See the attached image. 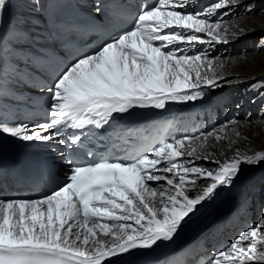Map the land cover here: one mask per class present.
<instances>
[{
  "label": "snow or ice",
  "instance_id": "snow-or-ice-1",
  "mask_svg": "<svg viewBox=\"0 0 264 264\" xmlns=\"http://www.w3.org/2000/svg\"><path fill=\"white\" fill-rule=\"evenodd\" d=\"M31 2L37 10L44 7L42 0ZM240 2L211 0L198 11L189 10L196 0L139 5L129 29L71 61L47 85V123L30 129L0 121V134L56 141L72 149L88 125L102 129L114 114L137 108L165 110L170 102L201 99L203 88L220 86L225 62L198 45L228 44L247 33L240 23L223 19ZM8 4L0 0V64L4 53L17 55L19 41L43 39L16 26L5 32ZM32 59L39 63V53ZM231 123L232 135L239 139L237 122ZM69 128L81 130L70 142L65 139ZM227 129L222 125L199 134L162 137L150 152L139 151L128 160L81 163L66 157L65 178L50 193L0 197V264H117L133 250L172 241L199 206L232 185L242 165L264 162V151L232 150L236 140ZM224 140L232 155L221 151L220 159L214 149ZM201 160L216 167L198 166L195 162ZM206 264H264V218Z\"/></svg>",
  "mask_w": 264,
  "mask_h": 264
},
{
  "label": "bare ground",
  "instance_id": "bare-ground-1",
  "mask_svg": "<svg viewBox=\"0 0 264 264\" xmlns=\"http://www.w3.org/2000/svg\"><path fill=\"white\" fill-rule=\"evenodd\" d=\"M78 2L83 8H93L91 0H78ZM210 2L211 0H196V4L189 10L198 11ZM42 3L45 7L46 0H42ZM249 6L251 12L246 11ZM44 7L43 9H45ZM41 10L33 7L31 0H9L8 10L3 18V29L7 32L10 26H16L25 32L43 37V39L34 40L38 44H47L49 43V33L44 24ZM263 14L264 0H241L240 4L233 9V14L230 17L237 16V22L248 30L247 33L228 44L198 45L200 49H208L211 58L217 56L225 62L222 69L225 78L219 81V87L210 89L211 97L205 102L193 103V105H191L193 101L186 102L187 106L177 108L179 110L176 116L179 125L177 136L185 133L191 135L190 127L198 121L202 124L200 132L228 125L229 137L236 140V143L230 146L232 150L239 148L241 152L248 154L264 151V95H261L264 89L260 88V85L264 84V69L261 68L264 59V24L258 23L259 17ZM36 51V47L32 46L31 42L28 43L23 39L17 44V55L13 56L8 53L9 61L5 59L4 63L0 64V113L14 112L13 114L18 116L20 110L16 108V104L21 103L22 100L16 98L18 93L14 91L30 92V88L24 85L23 78L26 74L36 73L31 66V55ZM16 56L21 59L19 65L12 63ZM11 68H14L15 71H11ZM15 72H18L22 83L13 74ZM253 85L256 87L254 88ZM7 102H12L14 105L9 106ZM0 121L9 126L24 124L22 122L14 124L9 117L4 120L0 119ZM231 122H237L235 127L241 133L239 139L228 131ZM28 126L30 129L36 128ZM0 142L6 143L13 149L27 148L34 152L49 150L48 142L24 141L7 134H0ZM214 151L220 159L224 158L220 156L221 151L228 156L232 155V151H229L228 140L222 141L221 146ZM195 163L206 168L216 167L214 163L204 160ZM234 181L243 186L241 192L231 186L219 189L214 198L199 206V211L187 220L178 231L179 237H184L187 229L200 230L195 235L193 242L187 246L190 255H214L220 246L222 248L226 246L237 221L241 229L243 226L251 227L254 224V210L259 204L258 202L264 200V162L254 166L242 165L240 174ZM228 188H231L230 192H226ZM222 194H225V198L219 202ZM218 203L220 206L213 213V217H216L204 228L208 223V218H202V215ZM250 214H252L251 220L249 219ZM210 249L213 253H208ZM191 263L196 264L195 261H191Z\"/></svg>",
  "mask_w": 264,
  "mask_h": 264
},
{
  "label": "rangeland",
  "instance_id": "rangeland-1",
  "mask_svg": "<svg viewBox=\"0 0 264 264\" xmlns=\"http://www.w3.org/2000/svg\"><path fill=\"white\" fill-rule=\"evenodd\" d=\"M80 1V0H79ZM83 1V0H82ZM86 1H88V0H86ZM237 17V16H236ZM236 17H230V16H227V17H224L223 19H224V21L225 22H227V21H236L237 22V20H236ZM259 24H264V14L263 15H261V17H259ZM247 25H249V24H247ZM25 41L26 42H28V43H30L31 42V45L33 46V43H35L36 41H34V40H31V39H25ZM30 41V42H29ZM6 55V58H7V60H8V57H9V54L8 53H6L5 54ZM217 57V56H216ZM9 61V60H8ZM21 61V59L19 58V57H17L16 56V59L12 62L13 64L14 63H19ZM15 65V64H14ZM19 65V64H18ZM261 68H263L264 69V59H263V61H262V67ZM16 77H18V79H19V81L21 82V80H20V77H19V75H18V72H15V73H13ZM22 83V82H21ZM3 89H5V88H3ZM6 90V89H5ZM7 91V90H6ZM14 92H16V93H19V92H17V91H14ZM6 94V93H5ZM8 95V94H7ZM11 97V96H10ZM14 99V98H13ZM16 102V101H15ZM10 105H13V104H10ZM6 112H4V113H0V119H2V120H4L5 118H7V117H5V114ZM10 113H14V112H10ZM20 122V121H19ZM19 122H17V123H19ZM17 123H14V124H17ZM230 124V130H228V131H230V134H232V131H231V129H232V127H233V124L232 123H229ZM32 128H34V127H32ZM202 128V127H201ZM211 130H213V128H211ZM210 130V131H211ZM201 131V130H200ZM200 133V132H199ZM198 133V134H199ZM1 144H6V143H2V142H0ZM9 146V145H8ZM10 147V146H9ZM13 149V148H12ZM13 150H19V149H13ZM22 151H16V152H18V153H25V154H31V155H33V156H36V157H39L42 153H40V152H42L41 150H37V151H31V150H29V149H27V148H22L21 149ZM32 150H34V149H32ZM34 152V153H33ZM35 153H38V155H36ZM259 204L257 205V207L255 208V210H254V217H255V222H254V224L255 223H258L259 222V220L261 219V218H264V200H262V201H260V202H258ZM252 213V212H251ZM249 219L251 220L252 219V214H250V216H249ZM235 220V219H234ZM237 221V220H236ZM249 228V226H243L242 227V229L239 227V225H238V221L235 223V225H234V228H233V233H231V235H230V238H229V241H228V243L226 242V246L223 248V249H225L229 244H230V242H232L234 239H235V237L238 235V234H240L242 231H244V230H247ZM201 248H204V246H201ZM211 252V249H210V251L208 252V253H210ZM211 253H213V252H211ZM194 257V256H193ZM192 257V258H193Z\"/></svg>",
  "mask_w": 264,
  "mask_h": 264
}]
</instances>
